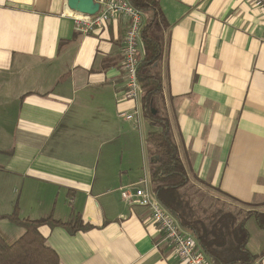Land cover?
<instances>
[{
    "label": "crops",
    "instance_id": "0c3cea01",
    "mask_svg": "<svg viewBox=\"0 0 264 264\" xmlns=\"http://www.w3.org/2000/svg\"><path fill=\"white\" fill-rule=\"evenodd\" d=\"M66 1L0 0V215L17 207L22 218L90 225L73 233L40 227L59 264H181L147 207L124 200L113 184L132 174L127 139L151 130L140 99L124 95L128 20L120 14L83 34ZM158 4L155 106H163L190 182L264 212V7L252 0ZM147 18L142 13L143 25ZM138 49L140 58L141 36ZM138 106V124L118 115ZM143 161L137 187H151L145 148ZM3 220L0 233L12 242L23 229ZM245 226L254 264H264V230L254 217Z\"/></svg>",
    "mask_w": 264,
    "mask_h": 264
},
{
    "label": "trees",
    "instance_id": "16d2710c",
    "mask_svg": "<svg viewBox=\"0 0 264 264\" xmlns=\"http://www.w3.org/2000/svg\"><path fill=\"white\" fill-rule=\"evenodd\" d=\"M127 1L148 15L140 32L143 55L139 58L137 78L141 87L142 115L151 126L144 138L151 190L180 226L193 236L210 264H254L258 257L247 248L249 233L245 223L248 218L254 217L257 226L264 230V212L252 209L236 211L225 204L216 205L212 200L207 203L205 195L199 194L190 183L172 137L168 117L155 106V100L161 98L159 62L163 52L162 35H156L155 27L162 25L164 20L158 0ZM16 209L0 215V218L23 229L22 234L12 242L0 233V264H59L57 253L47 244L40 227L45 224L62 226L70 233L90 227L80 219L71 222L52 216L22 218Z\"/></svg>",
    "mask_w": 264,
    "mask_h": 264
},
{
    "label": "built area",
    "instance_id": "2783aa9c",
    "mask_svg": "<svg viewBox=\"0 0 264 264\" xmlns=\"http://www.w3.org/2000/svg\"><path fill=\"white\" fill-rule=\"evenodd\" d=\"M252 2L256 6L264 7V0H252ZM120 14L128 20L121 62L126 79L124 95L126 99L136 104L141 96L137 66L139 63L138 43L143 25L142 12L126 0H101L98 10L91 15L70 11L76 30L83 34L105 26ZM118 115L127 120H134L138 124L139 106L135 107L132 112L121 111ZM121 197L130 204L147 207L152 221L157 225L163 239L173 247L181 264H210L193 236L180 226L174 215L156 198L149 183L143 187L122 191Z\"/></svg>",
    "mask_w": 264,
    "mask_h": 264
},
{
    "label": "rangeland",
    "instance_id": "374dc122",
    "mask_svg": "<svg viewBox=\"0 0 264 264\" xmlns=\"http://www.w3.org/2000/svg\"><path fill=\"white\" fill-rule=\"evenodd\" d=\"M163 26V25H162ZM158 107L161 109V112L165 113L163 110V106L161 104L160 101H158L157 103ZM146 126L142 127L143 131H142V136H140L139 133L135 132L133 137L128 138L126 141V156L129 159V161L134 165L132 167V174L130 176V179H124V174H121L120 176H118V178L114 181V186L116 188L119 189L118 193L121 196V192L125 191L127 189H134L137 186H141L140 183V176L142 177L144 171L143 168L145 167L144 161H143V155H144V148H145V136L147 134ZM151 128V126L149 124H147V128ZM139 134V135H138ZM125 154V152H124ZM120 180V181H119ZM191 183V182H190ZM194 187V189H197L199 191V194H204L205 197V201L207 203H210L211 200L213 201V203H215L216 205H221V204H225L227 205V207H230V209H234V210H240V211H248V210H255L257 208H259L258 206L260 205H253V206H239L236 205L234 203H232L229 199H226L223 195H221L220 193L217 192L216 189H213L212 187H209L207 185L204 184H200V183H191ZM225 200V201H223ZM60 200L58 199L57 201V206L60 205ZM264 209V205L261 206ZM242 213V212H240ZM1 223H6L7 225H11L9 224V222L7 220H3V222ZM0 228L3 229V227L0 226Z\"/></svg>",
    "mask_w": 264,
    "mask_h": 264
},
{
    "label": "water",
    "instance_id": "95a60500",
    "mask_svg": "<svg viewBox=\"0 0 264 264\" xmlns=\"http://www.w3.org/2000/svg\"><path fill=\"white\" fill-rule=\"evenodd\" d=\"M67 7L70 11L83 14H94L99 8V2L95 0H67Z\"/></svg>",
    "mask_w": 264,
    "mask_h": 264
}]
</instances>
